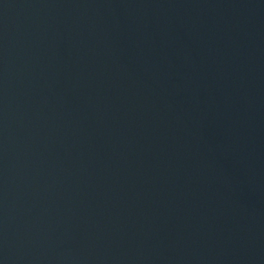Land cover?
Masks as SVG:
<instances>
[{"label":"water","instance_id":"95a60500","mask_svg":"<svg viewBox=\"0 0 264 264\" xmlns=\"http://www.w3.org/2000/svg\"><path fill=\"white\" fill-rule=\"evenodd\" d=\"M0 264H264V0H0Z\"/></svg>","mask_w":264,"mask_h":264}]
</instances>
